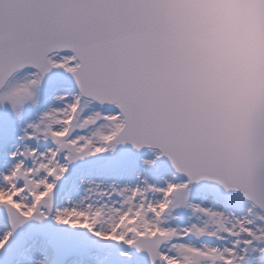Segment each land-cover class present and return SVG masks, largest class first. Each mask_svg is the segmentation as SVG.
<instances>
[{
  "label": "snow or ice",
  "instance_id": "snow-or-ice-1",
  "mask_svg": "<svg viewBox=\"0 0 264 264\" xmlns=\"http://www.w3.org/2000/svg\"><path fill=\"white\" fill-rule=\"evenodd\" d=\"M224 7L0 0V264H264V60Z\"/></svg>",
  "mask_w": 264,
  "mask_h": 264
}]
</instances>
